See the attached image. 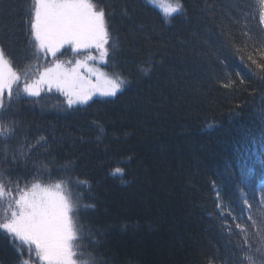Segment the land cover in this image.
I'll use <instances>...</instances> for the list:
<instances>
[{"label":"trees","instance_id":"obj_1","mask_svg":"<svg viewBox=\"0 0 264 264\" xmlns=\"http://www.w3.org/2000/svg\"><path fill=\"white\" fill-rule=\"evenodd\" d=\"M253 1L93 0L110 32L109 59L92 50L93 65L121 90L71 108L56 89L5 97L0 183L66 182L89 264H264V25ZM30 8L0 0V47L21 72L37 63ZM19 261L0 230V264Z\"/></svg>","mask_w":264,"mask_h":264},{"label":"snow or ice","instance_id":"obj_2","mask_svg":"<svg viewBox=\"0 0 264 264\" xmlns=\"http://www.w3.org/2000/svg\"><path fill=\"white\" fill-rule=\"evenodd\" d=\"M257 3L259 23L264 25V0H257ZM161 7L169 16L182 10L178 2L175 5L161 4ZM28 15L32 37L30 44L37 63L35 68L29 66L21 72L14 68L13 61L0 47V111L6 107L5 97L10 102L21 91L28 96L39 97L45 89L49 92L56 89L64 95L67 106L71 108L88 103L96 93L115 96L121 90L122 81L119 78L110 77L89 63L97 60L92 50L99 54L102 62L106 63L110 56L109 24L103 7L93 0H31ZM260 43L264 44V29ZM66 46L73 53L86 54L74 63L60 61L58 53ZM48 57L52 58V62L43 66L41 71L39 61L43 59L47 62ZM248 60L252 64L257 63L252 56ZM258 67L264 68V65ZM32 73H35V78L29 80ZM93 76L95 82L91 79ZM7 131L12 129L0 125V134ZM120 173L122 169L114 170V174ZM34 180L36 182L30 186L16 184L14 189L0 183V208L3 209L0 212V230L13 242L20 257L19 264H89L80 259L82 253L77 251V205L66 182L45 185L39 182V173ZM244 202L247 204V198ZM236 227L245 231L239 224ZM25 251L29 254L27 259L24 258ZM33 253L37 258L35 261L31 258ZM244 258L248 264H255L252 256ZM210 264L213 262L210 261Z\"/></svg>","mask_w":264,"mask_h":264},{"label":"rangeland","instance_id":"obj_3","mask_svg":"<svg viewBox=\"0 0 264 264\" xmlns=\"http://www.w3.org/2000/svg\"><path fill=\"white\" fill-rule=\"evenodd\" d=\"M65 48L67 49L65 51ZM64 49H61V53H58V56H57V59L60 60V61H64V62H67V61H72L74 63L75 59L78 58L80 55H77V57H75L74 55L71 54V51H70V48H67V46L65 47ZM70 58V59H69ZM69 59V60H68ZM43 60V59H42ZM42 60H40L41 62H43ZM48 60L50 61V64L52 62V58L51 57H48ZM92 64H97L98 66H100V63L96 60V61H91ZM91 64V63H90ZM102 67H100L101 69ZM107 74H110L109 72L107 71H103ZM113 76V75H112ZM95 78V76H93ZM96 94H99V93H96ZM57 183V181L55 182H52V183H42V184H55ZM81 259V258H80ZM82 260V259H81ZM86 261V260H85Z\"/></svg>","mask_w":264,"mask_h":264},{"label":"clouds","instance_id":"obj_4","mask_svg":"<svg viewBox=\"0 0 264 264\" xmlns=\"http://www.w3.org/2000/svg\"><path fill=\"white\" fill-rule=\"evenodd\" d=\"M29 11H30V9H29ZM29 11H28V13H29ZM255 11H257V8H256V7H255V10H254L253 13H252L253 17L256 18L255 14H254ZM28 21H29V15H27L26 23H28Z\"/></svg>","mask_w":264,"mask_h":264}]
</instances>
